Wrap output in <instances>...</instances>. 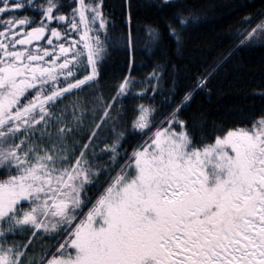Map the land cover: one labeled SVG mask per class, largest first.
I'll return each mask as SVG.
<instances>
[{"label":"snow or ice","instance_id":"snow-or-ice-1","mask_svg":"<svg viewBox=\"0 0 264 264\" xmlns=\"http://www.w3.org/2000/svg\"><path fill=\"white\" fill-rule=\"evenodd\" d=\"M107 7L0 0V264H264V114L210 138L184 111L213 73L179 99L164 65L133 74L142 8L165 12L178 52L208 10L120 0L117 23ZM144 27L151 51L164 33ZM224 41L219 63L264 47V4ZM113 52L127 54L128 70L105 96ZM157 96L171 108L161 119L138 103L130 131L121 123L126 100ZM129 134L141 137L131 152Z\"/></svg>","mask_w":264,"mask_h":264},{"label":"trees","instance_id":"trees-1","mask_svg":"<svg viewBox=\"0 0 264 264\" xmlns=\"http://www.w3.org/2000/svg\"><path fill=\"white\" fill-rule=\"evenodd\" d=\"M68 2L69 0H65V3ZM188 2L207 9L209 19L186 33L184 46L179 52L175 41L167 36L164 27L165 12L154 8L141 9L138 24L139 42L136 46L133 74L137 79H142L157 64L164 65L167 69L166 79L171 77L176 79L177 99H179L184 91L189 90L196 77L213 73L208 89L194 95L184 111V116L189 122L193 119L202 120L205 133L213 138V135L220 131L243 126L264 114V98L254 94L264 89V47L257 46L240 52L228 62L219 63L227 52L225 33L239 26L243 15L249 12L255 13L256 9L264 4V0H188ZM105 3L108 5L106 11L112 12L119 23L120 0H105ZM137 3L144 4L145 0H137ZM148 24L159 27L164 33L161 44L151 51L145 47L147 36L144 26ZM169 65H175V73L171 71ZM127 70V54L113 52L105 63L100 85L105 96L112 94V85L126 75ZM170 86L168 84L166 88ZM138 103L153 104L157 110V120L171 111L170 107L162 104L160 96L154 101L148 98L142 101L128 99L125 101L126 111L121 123L126 124L129 131L135 115L134 109ZM140 141L139 135L129 134L124 141V147L131 152ZM3 178H5V170L0 169V179ZM100 191H102L100 185L89 191L88 195L93 202Z\"/></svg>","mask_w":264,"mask_h":264}]
</instances>
